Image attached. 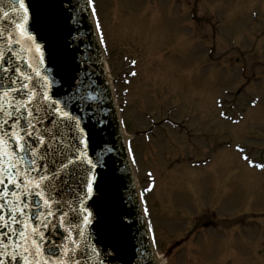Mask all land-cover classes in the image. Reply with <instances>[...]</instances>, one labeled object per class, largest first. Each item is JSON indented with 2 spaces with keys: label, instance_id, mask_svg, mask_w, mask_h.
<instances>
[{
  "label": "rangeland",
  "instance_id": "374dc122",
  "mask_svg": "<svg viewBox=\"0 0 264 264\" xmlns=\"http://www.w3.org/2000/svg\"><path fill=\"white\" fill-rule=\"evenodd\" d=\"M95 2L163 264H264V0Z\"/></svg>",
  "mask_w": 264,
  "mask_h": 264
},
{
  "label": "water",
  "instance_id": "95a60500",
  "mask_svg": "<svg viewBox=\"0 0 264 264\" xmlns=\"http://www.w3.org/2000/svg\"><path fill=\"white\" fill-rule=\"evenodd\" d=\"M83 4L84 0H25V7L28 9L26 29L43 49L44 63L39 66V70L47 78L48 83L55 81L51 84L52 93L61 97L66 92L71 93L74 85H79L84 94L97 97L96 105L93 107L96 113L94 120H102V124L99 126H95L94 122L87 124L90 136L89 158L96 161L97 153H100L101 149L105 147L113 149L102 154L99 166L91 173H86L83 177H73L74 189L77 188L79 181L84 179L93 182L92 192L85 196L87 186L84 185L79 190L80 199L73 201L70 198L71 194L65 191L62 198H69V203H74L76 210L72 211L64 206L57 210L54 207L52 211L56 215L47 218L49 224L45 234L57 237L63 234L60 225L73 232L78 224H81L83 235H80V230L74 236L75 239L67 238L62 243L57 239L56 242L66 245L72 244L74 240L76 242L72 244L74 248L85 253L79 260L80 264H154L145 229L138 218L136 196L121 142L119 125L113 111L88 11L83 14V22H79L80 13L76 8ZM17 18H24L18 0H0V33H3L5 38L9 31L15 33L11 22ZM23 47L27 48L28 45L25 44ZM25 58L30 59L36 66L35 58L30 56ZM8 63L13 68L16 67L15 59L8 57ZM20 66L25 73L33 74L26 66ZM81 81L84 83L81 84ZM8 159L5 157V167ZM23 191L22 183L19 189L15 185H8V194L5 196L8 203L0 199V205L3 206L0 208V216L4 217L0 220L2 225L0 261H3V264H24L22 258V254H25L24 248L28 247L34 254L33 240L39 244L37 241L39 237L31 235L32 227L39 224L35 208V204L39 203L38 197L20 195L18 203L21 207L24 203H29L32 207L24 208L22 211H9L17 203V198L11 193L20 194ZM4 192V186H0V195ZM115 206L119 207V217L114 216L113 221L112 212L116 208L112 207ZM88 209L92 211V215L86 214ZM65 211L69 212V216L65 218L66 223L61 224L60 217ZM13 215L23 223L13 222ZM85 217L89 221L87 224H84ZM42 228L44 227L41 226L40 231ZM21 232H24L25 236H21ZM40 246L42 247V244ZM44 247L45 245L42 248ZM47 247H51L49 241ZM13 255L15 259L12 258ZM37 258L41 264L46 259L43 255Z\"/></svg>",
  "mask_w": 264,
  "mask_h": 264
},
{
  "label": "snow or ice",
  "instance_id": "6c2138e0",
  "mask_svg": "<svg viewBox=\"0 0 264 264\" xmlns=\"http://www.w3.org/2000/svg\"><path fill=\"white\" fill-rule=\"evenodd\" d=\"M18 5L24 12V18L11 22L15 33L9 31L6 38L0 33V41H4L0 43V186L5 189L0 199L8 203L5 199L8 194L7 186L15 185L19 189L21 183L24 191L20 194L11 193L17 198V203L9 209L10 212L32 207L29 203H24L21 207L18 203L20 195L38 197L39 203L35 204V208L39 224L32 227L31 235L46 241L40 227H48L47 218L56 215L52 209L55 207L60 210L61 206H64L72 211L76 210L74 203H69V198H62L63 193L67 191L75 201L80 199L79 190L84 185L87 186L85 196L92 192V182L84 179H81L74 189L73 177H83L86 173H91L99 166L102 154L113 149H101V152L97 153L96 161L89 158L90 136L87 124H102V120H94L96 113L93 107L97 97L84 94L79 85H74L71 93L66 92L61 97L52 93L51 84L55 81L48 83L39 70V66L44 63L43 49L26 29L28 9L25 7V0H18ZM76 11L80 13V23L83 22L85 11H89L92 16L97 15L94 0H84V4L78 5ZM96 28H100L98 23ZM103 42L101 37V43ZM25 44L28 45L27 48L23 47ZM29 56L37 60L36 66L30 59L25 58ZM8 57L16 60V67L13 68L8 63ZM20 65L26 66L33 74L25 73ZM80 83L83 84L84 81ZM224 115L222 112L221 116ZM239 151L243 152V149ZM5 157L9 158L6 167ZM243 158L248 160L250 166L254 164L247 156ZM254 166L264 167L260 164ZM2 207L0 205V208ZM68 216L69 212H62L61 224L66 223L65 218ZM3 219L4 217L0 216V220ZM12 220L15 223H23L18 221L15 215ZM88 222L85 217L84 223ZM20 235L25 236V233L21 232ZM80 235H83L82 230ZM70 236L69 232L66 239ZM75 243L73 240L72 244ZM33 246L34 254L28 247L24 248V264H41L37 258L41 255L46 257L42 264H80L74 254L78 249L69 250L58 243L52 244L51 247L45 244L42 248L35 239ZM12 258L15 259V255ZM0 264H3V261H0Z\"/></svg>",
  "mask_w": 264,
  "mask_h": 264
},
{
  "label": "bare ground",
  "instance_id": "6f19581e",
  "mask_svg": "<svg viewBox=\"0 0 264 264\" xmlns=\"http://www.w3.org/2000/svg\"><path fill=\"white\" fill-rule=\"evenodd\" d=\"M159 259H160V261H162V258H161V256H159ZM160 263V262H159Z\"/></svg>",
  "mask_w": 264,
  "mask_h": 264
}]
</instances>
